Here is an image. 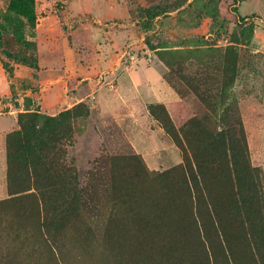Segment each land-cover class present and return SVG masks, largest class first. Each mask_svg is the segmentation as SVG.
<instances>
[{"label":"rangeland","instance_id":"obj_1","mask_svg":"<svg viewBox=\"0 0 264 264\" xmlns=\"http://www.w3.org/2000/svg\"><path fill=\"white\" fill-rule=\"evenodd\" d=\"M9 1L0 264H264V0H36L37 70L4 53ZM80 103L71 210L7 140Z\"/></svg>","mask_w":264,"mask_h":264},{"label":"trees","instance_id":"obj_2","mask_svg":"<svg viewBox=\"0 0 264 264\" xmlns=\"http://www.w3.org/2000/svg\"><path fill=\"white\" fill-rule=\"evenodd\" d=\"M240 0H225L228 9L234 8ZM5 25H2L3 35H11L18 45L17 51L4 50L8 59L31 69L39 68L37 45V12L36 0H10L8 13L5 15ZM4 68L11 74L13 68L3 63ZM85 105L80 103L62 112L56 117H44L42 125L37 124L38 114H26L20 118V129L8 137V148L13 154L11 165L16 163V153L20 148L24 152L25 160L20 163L21 174L28 177L34 188L42 193L52 195L53 202L76 210L81 194L76 172L67 161V145H71L70 138L74 120L83 116ZM53 129V130H52ZM246 174L253 177V170L246 168ZM263 222L264 217L260 214Z\"/></svg>","mask_w":264,"mask_h":264}]
</instances>
